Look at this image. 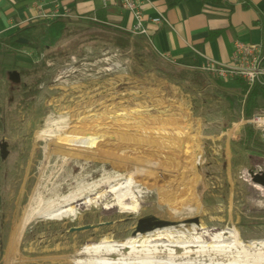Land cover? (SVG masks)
I'll use <instances>...</instances> for the list:
<instances>
[{
  "label": "rangeland",
  "instance_id": "obj_1",
  "mask_svg": "<svg viewBox=\"0 0 264 264\" xmlns=\"http://www.w3.org/2000/svg\"><path fill=\"white\" fill-rule=\"evenodd\" d=\"M80 24L71 26L86 29L89 25ZM88 47L117 49L137 81L162 88L176 86L192 102L186 84L170 82L154 69H170L164 60L146 56L147 65L140 66L132 50L104 44L81 49ZM79 51L47 64L54 70L50 74L46 69L45 82L55 76V84L61 86L60 107L41 108L43 119H4L14 154L8 162L20 167L16 175L9 173L16 179L11 176L7 184L15 196H21L22 212L35 213L27 237L39 243L29 253L38 258L35 264H101L103 255L86 249L106 242L128 243L132 250L144 252L166 240L175 246H207L214 253L233 247L230 229L248 248L264 244V188L252 183L248 173L249 169L264 171V148L246 151L240 140L235 148L239 163L232 171L224 167L222 154L214 156L206 149L200 154L212 135L224 133L233 124L223 129L219 102L206 98L196 111L190 103L198 119H132L129 102L124 119H73L65 80L84 67L95 66L88 61L93 59L90 55ZM105 53L112 68L111 53ZM34 56V65H40L42 58L35 52ZM81 110L79 116L88 115ZM29 111L37 112L31 106ZM94 111L100 113V109ZM171 120L173 124H166ZM239 121L252 128L246 119ZM61 209H69L68 214L51 218ZM101 223L107 224L95 228ZM87 225L94 228L71 231ZM135 225L149 230L132 238Z\"/></svg>",
  "mask_w": 264,
  "mask_h": 264
},
{
  "label": "crops",
  "instance_id": "obj_2",
  "mask_svg": "<svg viewBox=\"0 0 264 264\" xmlns=\"http://www.w3.org/2000/svg\"><path fill=\"white\" fill-rule=\"evenodd\" d=\"M149 1L150 3L145 6L146 16L162 13L168 19L165 25L149 24L152 32L151 46L161 57L173 63L187 67H195L207 59L230 63L236 40L264 43L263 24L259 22L264 13V0H246L250 2L249 7H245L244 0H230L234 4L233 8L227 0ZM40 3L42 7L39 8ZM56 4L59 12L68 8L80 17H40L41 11L49 14L57 8ZM98 11L105 13L107 23L122 29L131 27L134 22L133 17L122 8L120 0H111L107 6H104L103 0H0V46L2 41L5 42L17 29L37 24L35 34L40 39L41 45H46V49L60 48L66 42L61 38L59 22L63 19L68 20L70 21L68 27L73 28L78 23L88 24L92 17L99 21L96 15ZM5 46L9 47L3 44L4 48ZM80 50L86 56L90 55L89 57L93 58L88 61L95 66L89 69L84 67L65 80L68 86L64 87L69 93L70 105L75 112L74 115L72 114L73 119H124L122 115L128 107L126 102L131 105L129 109L133 112L132 119H198L193 115L190 97L184 94L181 88L177 89L176 86L162 88L137 81L129 74L130 69L122 64L121 57L124 55L117 49L107 48L105 51L103 48L88 47ZM108 51L111 53L112 68H109L110 64L105 60L108 59L105 53ZM34 52L40 59V53L33 48H23L17 50L15 54H0V61L5 69L0 71V120L2 121L0 144H4L7 149L6 156L2 158L0 164V264H35L38 261V258L29 254L34 247L39 246V243L27 238L32 230L29 222L24 223L22 198L19 195L15 196L13 189L7 184L11 181V176V179H16L15 175L20 167L12 166L8 162L14 154L7 139L9 128L4 123V119H43L39 115L41 108L56 110L60 107L61 96L58 90L61 86L55 84V76L49 83L45 82V78L41 83L39 94L31 106L37 111L35 115L30 113L28 104L21 102V85L32 81L28 82L26 76L21 75L19 83L9 79L8 72L13 71L11 67L34 66ZM53 61L54 59H49L48 66L55 64ZM85 61L87 65V60ZM53 70L52 67L48 68L50 74ZM47 74L45 70L40 75ZM224 86L230 91H239L238 84L234 80L224 81ZM129 91L133 95L126 97L125 92ZM7 97L9 104L5 105L4 101ZM94 108L100 109V113L94 111ZM78 109H84V114L88 113V115L84 117L80 115V117L77 114ZM95 113L99 116L94 115ZM240 119L248 118H245L241 112ZM239 120L224 133L219 132L209 138L218 142L212 147V154L218 157L222 154L224 167L228 171H232L239 163L235 148L242 139L245 128ZM177 123L178 121H175L176 125ZM166 124L170 126L173 120ZM256 135L260 136L258 133ZM205 149V147L200 149V154H204ZM10 172H15V175L9 174Z\"/></svg>",
  "mask_w": 264,
  "mask_h": 264
},
{
  "label": "trees",
  "instance_id": "obj_3",
  "mask_svg": "<svg viewBox=\"0 0 264 264\" xmlns=\"http://www.w3.org/2000/svg\"><path fill=\"white\" fill-rule=\"evenodd\" d=\"M88 1V0H82ZM203 2H220V0H202ZM230 2V0H227ZM243 1V0H242ZM245 2V7L250 6V2ZM231 3V2H230ZM233 3L231 6L233 8ZM96 15L99 21L89 20L86 29H75L68 27L70 21L62 20L60 35L67 45L57 49H46V45H41L40 39L36 36L35 32L38 28L37 24H31L24 28L17 29L14 33L9 35L7 40L2 41L0 46V54H15L17 50L23 48H33L40 53L42 63L34 65L32 68L11 67L16 69L21 76L32 78L31 83H23L21 85V102L32 106L34 99L39 94L40 85L44 81L45 76L40 75L47 68V61L49 59H62L69 55L78 52L82 47L88 44L98 46L101 44L112 45L122 51H133V59L137 65L145 66L147 63L144 61L146 56L152 60H164L170 69H157L163 78L168 79L178 85L186 84V89L191 93V100L194 104V110H197L199 104H203L200 100L206 98V101L219 102L221 109V117L223 129H227L232 123L240 118L242 112L245 118H250L253 112L261 107H264V84L255 83L251 88L241 79H235L239 91L233 92L225 88L224 81L210 75H207L193 67L186 65H179L164 59L154 51L149 41L142 36L133 37L124 29L114 26L106 22L104 12L98 11ZM259 22H262L264 29V13L261 15ZM74 37V38H72ZM27 39V43H22L19 39ZM7 44L9 47H3ZM5 70L2 62L0 61V71ZM2 128V121L0 120V129ZM218 131L217 133H219ZM218 142L209 139L207 141L206 152L208 154L213 152L212 146H216ZM241 144L246 151H253L255 149L263 150L264 139L257 136L255 131L246 125L242 132ZM242 158V157H241ZM244 160V159H243ZM2 158L0 156V164ZM244 165L246 163L244 162ZM1 193V185H0Z\"/></svg>",
  "mask_w": 264,
  "mask_h": 264
},
{
  "label": "bare ground",
  "instance_id": "obj_4",
  "mask_svg": "<svg viewBox=\"0 0 264 264\" xmlns=\"http://www.w3.org/2000/svg\"><path fill=\"white\" fill-rule=\"evenodd\" d=\"M160 163L162 164V162ZM128 183H124L123 185L129 187ZM68 212L69 209L57 210L56 212L53 213L51 218L59 217L60 215L63 214H68ZM34 215L35 213H32L31 211L28 210L25 215L24 223L29 222L32 218H34ZM229 232L231 233L233 247L227 250H223V249L218 250L217 252L214 253L213 250L211 252V249H208L207 246H203L199 244L175 246L169 243L168 244L165 243L166 240L165 242L162 241L157 243L154 240L153 242L155 243L151 245L152 248H148L144 252L138 251L137 249L132 250L131 244L124 242L122 243L106 242L100 244L94 243V245L87 247L86 251H98V253H101L103 255L101 258H99V260L101 261L99 263L101 264H264V244H258V246H255L254 248L251 247L248 248L241 241L240 237L238 236V233L235 230L230 229ZM237 257H241V258H237ZM253 260H255V262H253Z\"/></svg>",
  "mask_w": 264,
  "mask_h": 264
},
{
  "label": "built area",
  "instance_id": "obj_5",
  "mask_svg": "<svg viewBox=\"0 0 264 264\" xmlns=\"http://www.w3.org/2000/svg\"><path fill=\"white\" fill-rule=\"evenodd\" d=\"M111 0H103L104 6H107ZM122 8L133 17L131 27L125 28L133 37H145L152 45V32L149 24L156 26L165 25L168 19L162 13L156 16H146L145 6L150 3L149 0H120ZM42 7L40 3L39 8ZM49 14L41 11L40 17H74L79 18L70 9L66 8L63 12L58 11V6ZM97 21L95 17L90 18ZM207 75L221 79L223 81L241 79L249 88L255 83L264 84V43L262 42H245L236 40L234 42V51L230 63H222L212 59H207L200 65L193 67ZM256 133L264 139V107L255 110L252 116L246 119Z\"/></svg>",
  "mask_w": 264,
  "mask_h": 264
},
{
  "label": "water",
  "instance_id": "obj_6",
  "mask_svg": "<svg viewBox=\"0 0 264 264\" xmlns=\"http://www.w3.org/2000/svg\"><path fill=\"white\" fill-rule=\"evenodd\" d=\"M19 41L22 42V43H27L28 42L27 39H23V38L19 39ZM8 75H9V79L12 82H14V83H19L20 80H21L20 73L18 71H16V70L9 71ZM6 152H7L6 146L4 144H0V155H1V158H4L6 156ZM248 173L250 175L252 183L264 188V171L256 172L253 169H249ZM104 224H107V223H101L98 226H96L95 228H98V227H100L101 225H104ZM90 228H94V227L90 226V225L83 226V227H74V228L71 229V231H73V232L74 231H82V230H87V229H90ZM134 228L135 229H133L132 232H131V237L132 238H135L138 234L146 233L147 230H149L148 228L146 229V228L140 227L138 225H135Z\"/></svg>",
  "mask_w": 264,
  "mask_h": 264
}]
</instances>
